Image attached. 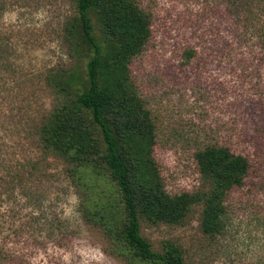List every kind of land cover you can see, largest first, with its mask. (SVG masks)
Wrapping results in <instances>:
<instances>
[{"label":"rangeland","instance_id":"374dc122","mask_svg":"<svg viewBox=\"0 0 264 264\" xmlns=\"http://www.w3.org/2000/svg\"><path fill=\"white\" fill-rule=\"evenodd\" d=\"M136 2L150 15L151 34L129 75L154 124L153 157L166 192L208 189L195 158L207 146L247 153L254 165L244 189L231 194L219 234L202 232L201 204L178 224L141 220V234L154 249L173 241L187 264H264V0H246L251 14L237 0ZM76 14L74 0H0V159L14 164L33 153L25 134L55 99L48 80L61 81L66 96L80 86L89 50ZM49 160L40 212L62 221L67 241L32 254L29 264H149L110 252L107 236L81 218L61 161Z\"/></svg>","mask_w":264,"mask_h":264},{"label":"trees","instance_id":"16d2710c","mask_svg":"<svg viewBox=\"0 0 264 264\" xmlns=\"http://www.w3.org/2000/svg\"><path fill=\"white\" fill-rule=\"evenodd\" d=\"M74 2L79 36L89 50L84 76L70 96L61 81L48 80L55 99L25 134L33 153L14 164L0 159V264H29L32 254L67 241L62 221L40 212L51 157L61 161L60 174L76 189L81 218L107 236L111 253L128 262L187 264L173 241L154 249L141 234V220L178 224L201 204L202 232L219 234L231 194L244 189L252 160L226 145L207 146L195 158L208 189L166 192L153 157L154 124L129 75L131 59L149 40L150 15L136 0ZM239 5L242 13L254 12L246 0ZM94 188L99 198L89 203Z\"/></svg>","mask_w":264,"mask_h":264}]
</instances>
